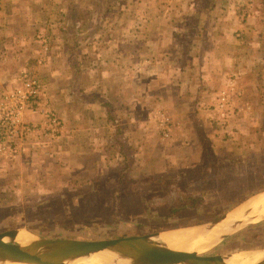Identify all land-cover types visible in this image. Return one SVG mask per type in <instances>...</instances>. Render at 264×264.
I'll return each instance as SVG.
<instances>
[{
  "label": "crops",
  "instance_id": "1",
  "mask_svg": "<svg viewBox=\"0 0 264 264\" xmlns=\"http://www.w3.org/2000/svg\"><path fill=\"white\" fill-rule=\"evenodd\" d=\"M40 1L0 0V55L27 61L45 44L37 69L60 102L77 109L72 120L64 115L58 140L64 156L108 153L125 172L161 173L200 155L194 148L204 141L212 149L225 143L219 125L234 139L242 128L264 125V48L254 0L35 4ZM1 65L0 88L20 63ZM57 70L67 75L58 78ZM89 74V85L79 80L71 87L72 79L75 84ZM131 76L141 80L138 87ZM104 92L106 101L99 97ZM222 92L235 95L223 119L217 108ZM71 93L80 95L71 102ZM160 125H167L168 139Z\"/></svg>",
  "mask_w": 264,
  "mask_h": 264
},
{
  "label": "rangeland",
  "instance_id": "2",
  "mask_svg": "<svg viewBox=\"0 0 264 264\" xmlns=\"http://www.w3.org/2000/svg\"><path fill=\"white\" fill-rule=\"evenodd\" d=\"M91 1L83 0V3H94ZM95 1L100 6L105 0ZM70 2L73 0L66 1L67 4ZM48 4L58 6L59 2L48 0ZM254 4L259 9L257 18L262 27L263 49L264 0H254ZM36 46L40 53H32L27 61L5 60L1 53V66L16 63L20 66L11 82L0 88V96L13 88L16 79L27 74L40 83L42 95L35 109L25 110L24 119L40 124L45 122V111H54L62 121L63 129L59 132L48 129L36 139L32 136L20 144H13L12 148H0V233L19 229L47 238L95 240L166 232L207 225L230 215L243 201L264 191V125L252 132L247 127L242 128L243 133L236 139L219 125L225 143L212 149L204 141V146L194 148L200 155L192 154L177 168L161 173L125 172L122 161L109 160L108 153L106 157L94 158L87 151L76 158L70 151L64 156L59 152L61 144L58 141L65 126L64 115L72 120L77 109L73 105H64L60 95L51 92L49 81L37 69L44 62L40 49L47 52L46 47L44 43ZM61 71L57 70L58 78L67 75L65 70ZM87 76L75 78V84L71 83L72 79L71 87L78 85L79 80L89 85L91 77L90 74ZM129 79L132 87H138L136 85L141 82L137 77ZM104 81H101L102 86H106ZM79 95L68 94L67 100L72 102ZM54 97H59V102ZM99 97L102 101L108 100L106 92ZM40 107L43 109L39 112L41 116H35ZM160 127L165 138L167 125ZM2 141L5 139L0 138V143ZM161 142L166 143V140ZM260 247H264V220L218 239L204 254Z\"/></svg>",
  "mask_w": 264,
  "mask_h": 264
},
{
  "label": "water",
  "instance_id": "3",
  "mask_svg": "<svg viewBox=\"0 0 264 264\" xmlns=\"http://www.w3.org/2000/svg\"><path fill=\"white\" fill-rule=\"evenodd\" d=\"M262 194L264 191L243 201L236 210L256 203ZM261 220H264V214L261 213L250 218H244L242 213L236 217L226 215L211 221L206 228L209 233L214 232L218 239H223ZM202 226L205 225L190 227L200 229ZM218 228L221 229L215 231ZM18 233L19 229L0 233V264H95L96 257L102 253L119 256L127 260V264H228L227 260L234 255L243 257L259 254L260 258L254 264H264V247L204 254L159 246L149 239L150 234L86 240L47 238L26 232L30 238L20 242Z\"/></svg>",
  "mask_w": 264,
  "mask_h": 264
},
{
  "label": "built area",
  "instance_id": "4",
  "mask_svg": "<svg viewBox=\"0 0 264 264\" xmlns=\"http://www.w3.org/2000/svg\"><path fill=\"white\" fill-rule=\"evenodd\" d=\"M15 85L11 90L4 91L0 96V138L5 139L0 143V148L5 149L6 146L12 148L13 144H19L30 137L37 138L41 136L43 131L53 129L55 132L62 131L63 124L54 111H45V122L37 124L31 123L24 119L25 110L29 107L35 109L38 100L42 95V88L36 79L30 78L27 74H23L20 80L14 81ZM235 95L233 93L222 94L219 97L217 108L222 111L220 118L227 116V110L233 108L235 104ZM42 108L33 113L41 116ZM43 143V142H42ZM17 151V150H15Z\"/></svg>",
  "mask_w": 264,
  "mask_h": 264
},
{
  "label": "bare ground",
  "instance_id": "5",
  "mask_svg": "<svg viewBox=\"0 0 264 264\" xmlns=\"http://www.w3.org/2000/svg\"><path fill=\"white\" fill-rule=\"evenodd\" d=\"M240 213L244 218H250L254 214H264V194L259 197L258 201L254 204H249L246 207L233 211L230 216L236 217ZM207 225L202 226L200 229L195 227L178 228L177 230H168L166 232H156L149 235V239L162 247L183 250L189 252H206L214 246L218 240L214 232L209 233L206 228ZM223 228V227H222ZM221 228L216 229L215 231ZM226 229H224L225 231ZM218 232V231H217ZM17 239L20 242H26L30 236L26 232L19 231ZM260 258L259 254L249 256L234 255L229 260L228 264H254ZM95 264H127V260L118 257H112L111 254L102 253L96 257Z\"/></svg>",
  "mask_w": 264,
  "mask_h": 264
}]
</instances>
